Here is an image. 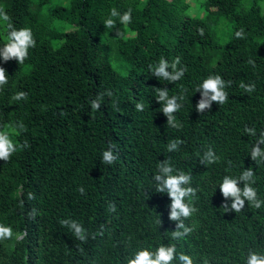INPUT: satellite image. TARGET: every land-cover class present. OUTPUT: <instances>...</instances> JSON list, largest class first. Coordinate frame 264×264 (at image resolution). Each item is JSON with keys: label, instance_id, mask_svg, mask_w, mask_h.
Instances as JSON below:
<instances>
[{"label": "trees", "instance_id": "trees-1", "mask_svg": "<svg viewBox=\"0 0 264 264\" xmlns=\"http://www.w3.org/2000/svg\"><path fill=\"white\" fill-rule=\"evenodd\" d=\"M185 1L0 0L14 27L30 28L36 41L23 64L0 59L8 76L0 89V130L29 145L0 161V224L23 232L13 242L0 240V264H127L140 249L169 244L194 264H246L249 250L264 254V205L246 201L240 212L226 211L231 199L219 190L224 176L251 168L264 200V162L250 154L264 131V0H200L202 16L189 14ZM113 8L131 9V23L113 18L115 27H105ZM221 19L231 23L222 44ZM241 29L244 38H236ZM6 34L0 25V47ZM176 57L186 68L180 80L152 74L161 58ZM210 75L226 82L228 99L197 112L196 89ZM241 83L255 90L245 92ZM164 88L169 98L184 97L174 113L179 127L167 124L157 101ZM19 91L26 100H13ZM101 94L93 110L90 101ZM177 139L183 143L169 152ZM110 145L118 157L111 165L102 162ZM209 148L219 159L202 163ZM164 161L173 175H190L188 186L196 189L186 202L197 211L183 221L192 231L178 240L171 200L153 179ZM62 219L81 223L86 242Z\"/></svg>", "mask_w": 264, "mask_h": 264}, {"label": "clouds", "instance_id": "clouds-1", "mask_svg": "<svg viewBox=\"0 0 264 264\" xmlns=\"http://www.w3.org/2000/svg\"><path fill=\"white\" fill-rule=\"evenodd\" d=\"M131 9H128L121 14L116 8L111 9L110 18L104 21V26L111 29L115 27L116 20L113 18H119L120 23L129 24L131 23ZM0 25L7 29L6 43L3 47H0V59L7 62L15 59L17 63L23 64L28 57V50L35 47L36 41L33 37V33L30 28L24 27L17 29L11 22V17L7 12L0 8ZM202 34V30H201ZM236 38L243 39V29L238 30L235 33ZM252 63V61H249ZM180 65V58L176 57L169 63L167 60L161 58L157 66H155L152 74L156 77L163 78L170 83H175L180 80L186 68L178 67ZM171 69V71H169ZM8 83V76L3 67H0V89ZM230 81L227 85L230 86ZM226 82L219 75H210L200 84L196 91L201 93V98L196 104L197 112H204L205 109H210L211 104L216 102L218 104H224L228 95L224 91ZM240 87L245 92H252L255 90L254 85L240 84ZM157 101L163 103V114L167 117V124L171 127H179L175 122L174 113L177 112L181 104L178 100H182L183 96L173 95L169 98L168 90L157 89ZM107 95L111 96V92ZM103 98V94L97 96L95 100L90 101L91 108L98 110L100 108V102ZM27 99V93L19 91L13 96V100L21 101ZM138 111L143 110V105L140 103L136 104ZM17 129L23 130L24 125L22 123L16 125ZM245 132L249 135H256L254 128H245ZM182 140L170 141L167 145L169 152L177 151L178 146L182 144ZM264 131H262L257 139L256 143L251 148V159L253 161L264 162ZM29 147L27 142L18 144L13 141L9 130H0V161L7 162L14 153L20 149ZM115 145H110L109 149L104 151L102 154V162L106 164H113L117 160V155L114 154L113 149ZM219 157L215 155L211 148L204 153L202 163L207 162L212 164L217 162ZM174 169L168 161L162 162L158 166V172L154 175L153 179L156 182V191L159 193H167L171 200L169 219L176 221V229L172 232V239H182L186 235L190 234L192 228L185 226L184 219L189 218L193 215L197 209L192 205L191 202H186V198L195 197L196 189L190 185L192 177L184 172L180 171L173 175ZM243 182V188L239 186L240 182ZM255 183V173L253 169H245L238 178L231 176H224L222 182L219 184V190L225 200L231 199L230 208L227 204L223 205L226 211L232 210L234 212H240L245 207L247 201L253 208L259 209L264 205V200L258 198L257 190L253 187ZM81 194L84 193V188L78 189ZM34 198L31 194L29 199ZM35 210H33L34 212ZM110 211H115V205H110ZM62 226L68 227L75 237L81 242H86L88 239V233L81 223L71 219H62L59 221ZM103 234L101 231L100 235ZM13 237V229L10 226L0 224V240L11 239ZM93 238H95L93 236ZM174 261H178V264H194L191 256L184 253L177 255V249L175 244L161 245L151 251L147 248L138 250L131 258L127 260V264H174ZM246 264H264V254L257 253L249 250L247 254Z\"/></svg>", "mask_w": 264, "mask_h": 264}, {"label": "rangeland", "instance_id": "rangeland-1", "mask_svg": "<svg viewBox=\"0 0 264 264\" xmlns=\"http://www.w3.org/2000/svg\"><path fill=\"white\" fill-rule=\"evenodd\" d=\"M162 3H167L170 2L171 0H160ZM199 1L200 0H186L185 4L182 5L183 8L185 10L188 11L189 14L191 15H200L202 16L204 14V10L201 8V6L199 5ZM261 5V11L264 14V1L260 3ZM217 31L218 36H217V40L219 43H223L225 42V40L227 39V36H229V34L231 33V23H227V21L225 19H221V22L219 23L218 27H217ZM112 62L113 61L112 59ZM8 226V225H5ZM23 235V232L17 231L16 229H13V237L12 242L14 240H18L20 239V237ZM10 240V239H9Z\"/></svg>", "mask_w": 264, "mask_h": 264}]
</instances>
